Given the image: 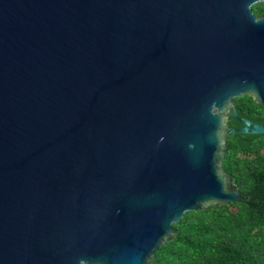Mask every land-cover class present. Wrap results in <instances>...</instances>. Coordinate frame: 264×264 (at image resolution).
Wrapping results in <instances>:
<instances>
[{
  "label": "water",
  "instance_id": "1",
  "mask_svg": "<svg viewBox=\"0 0 264 264\" xmlns=\"http://www.w3.org/2000/svg\"><path fill=\"white\" fill-rule=\"evenodd\" d=\"M258 3L0 0V264H150L184 213L240 200Z\"/></svg>",
  "mask_w": 264,
  "mask_h": 264
},
{
  "label": "trees",
  "instance_id": "2",
  "mask_svg": "<svg viewBox=\"0 0 264 264\" xmlns=\"http://www.w3.org/2000/svg\"><path fill=\"white\" fill-rule=\"evenodd\" d=\"M264 16V3L252 6ZM239 117L264 124L259 105L244 95L234 100ZM229 128L239 124L229 119ZM222 168L240 200L203 211L186 212L172 225L175 235L150 264H264V136L233 133Z\"/></svg>",
  "mask_w": 264,
  "mask_h": 264
},
{
  "label": "flooded vegetation",
  "instance_id": "3",
  "mask_svg": "<svg viewBox=\"0 0 264 264\" xmlns=\"http://www.w3.org/2000/svg\"><path fill=\"white\" fill-rule=\"evenodd\" d=\"M229 120V119H228ZM255 123V122H254ZM257 124H260V123H257ZM262 125H264V124H262Z\"/></svg>",
  "mask_w": 264,
  "mask_h": 264
}]
</instances>
